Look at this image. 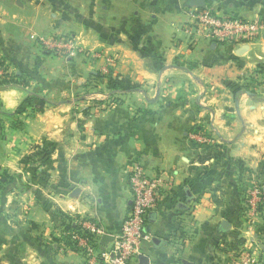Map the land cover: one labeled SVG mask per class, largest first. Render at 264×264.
I'll return each mask as SVG.
<instances>
[{
    "label": "crops",
    "instance_id": "0c3cea01",
    "mask_svg": "<svg viewBox=\"0 0 264 264\" xmlns=\"http://www.w3.org/2000/svg\"><path fill=\"white\" fill-rule=\"evenodd\" d=\"M201 7L264 20V0H0V171L12 176L0 264H86L63 245V222L118 232L134 162L171 179L146 220L148 262L233 264L255 235L264 264V210L253 226L241 213L244 192L264 187V34L190 33ZM66 34L79 48L69 58L32 39ZM196 127L211 141H192Z\"/></svg>",
    "mask_w": 264,
    "mask_h": 264
},
{
    "label": "built area",
    "instance_id": "2783aa9c",
    "mask_svg": "<svg viewBox=\"0 0 264 264\" xmlns=\"http://www.w3.org/2000/svg\"><path fill=\"white\" fill-rule=\"evenodd\" d=\"M193 21L186 30L195 32L203 38L217 43H243L255 40L264 34V20L246 19L236 15H221L211 8H197L192 13ZM43 49L53 55L69 56L76 50V43L70 36L42 37L33 35ZM98 57L97 53H86ZM113 60H110V63ZM4 68L0 62V75ZM190 138L197 144H206L211 138L202 130L193 129ZM170 176L161 173L149 176L144 166L134 162L128 169V182L132 192L131 206L118 232L112 234L107 244L101 239L104 229L92 218L73 217V229L62 233L63 245L68 250L81 254L86 264H133L145 255L143 245L152 241V236L146 232V220L150 212L164 205L163 190L170 184ZM245 220L253 226L255 218L264 209V187L258 183L246 191ZM259 242L255 235L250 238V246L244 247L234 254L233 264H258L255 250ZM146 264H152L148 262Z\"/></svg>",
    "mask_w": 264,
    "mask_h": 264
},
{
    "label": "trees",
    "instance_id": "16d2710c",
    "mask_svg": "<svg viewBox=\"0 0 264 264\" xmlns=\"http://www.w3.org/2000/svg\"><path fill=\"white\" fill-rule=\"evenodd\" d=\"M97 76V75H95ZM124 81V80H123ZM118 82H121V80L118 78V77H112L111 75L109 76V84L112 86V85H118L119 83ZM195 130H202L201 127H196L194 128ZM12 180V176L5 172V171H2L0 172V195L2 194V192L4 191V188L5 186L10 183ZM263 186V185H262ZM264 209L261 210V212L263 211ZM71 220V219H70ZM70 220H67L65 219L64 222H63V225L65 226L64 230H69V229H73V224L71 223Z\"/></svg>",
    "mask_w": 264,
    "mask_h": 264
},
{
    "label": "rangeland",
    "instance_id": "374dc122",
    "mask_svg": "<svg viewBox=\"0 0 264 264\" xmlns=\"http://www.w3.org/2000/svg\"><path fill=\"white\" fill-rule=\"evenodd\" d=\"M78 16H79V14H77ZM54 36H70V37H72L73 39H74V41H75V43H76V39H75V36L74 35H72V34H66V35H54ZM48 37H52V36H48ZM48 37H46V38H48ZM78 46H77V44H76V50L74 51V53L72 54V55H69V56H63V57H66V58H69V57H72V56H74V54H76L77 52H78ZM45 50V49H44ZM46 51V50H45ZM47 52V51H46ZM47 53H49V52H47ZM55 56H57V55H55ZM0 59H1V57H0ZM94 78H92V80H91V82H86L85 83V85H86V87L87 86H96L98 83L97 82H95V81H93V80H96L95 78L97 77V76H93ZM84 85V86H85ZM91 89H93V88H91ZM26 128V126H24V129ZM24 133H26L25 132V130H24ZM27 139V137L25 136L24 137V140H26ZM25 143V142H24ZM1 172V171H0ZM247 191V190H246ZM246 191L244 192V201H243V207H242V211H241V213H242V215H243V217L245 216V214H243L244 213V210H245V207H244V205H245V199H246ZM245 218V217H244Z\"/></svg>",
    "mask_w": 264,
    "mask_h": 264
},
{
    "label": "water",
    "instance_id": "95a60500",
    "mask_svg": "<svg viewBox=\"0 0 264 264\" xmlns=\"http://www.w3.org/2000/svg\"><path fill=\"white\" fill-rule=\"evenodd\" d=\"M226 224L227 225H229V222L227 221L226 222ZM111 239V237H109V236H104V237H102V239H101V242H102V244H106L109 240ZM106 241V242H105ZM142 257V261H141V264H146V263H148V257L147 256H141ZM140 257V258H141Z\"/></svg>",
    "mask_w": 264,
    "mask_h": 264
}]
</instances>
